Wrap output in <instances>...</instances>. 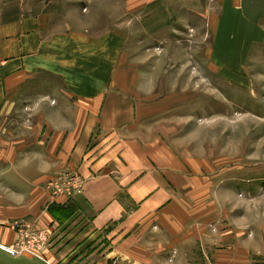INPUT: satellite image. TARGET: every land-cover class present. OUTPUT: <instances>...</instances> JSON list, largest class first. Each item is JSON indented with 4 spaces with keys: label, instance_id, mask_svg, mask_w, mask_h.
Returning <instances> with one entry per match:
<instances>
[{
    "label": "crops",
    "instance_id": "obj_1",
    "mask_svg": "<svg viewBox=\"0 0 264 264\" xmlns=\"http://www.w3.org/2000/svg\"><path fill=\"white\" fill-rule=\"evenodd\" d=\"M205 1L217 58L264 43V0ZM124 44L43 15L0 23V246L26 221L47 231L50 264H264L259 199L212 232L200 166L142 132ZM67 176L79 193L57 191Z\"/></svg>",
    "mask_w": 264,
    "mask_h": 264
},
{
    "label": "rangeland",
    "instance_id": "obj_2",
    "mask_svg": "<svg viewBox=\"0 0 264 264\" xmlns=\"http://www.w3.org/2000/svg\"><path fill=\"white\" fill-rule=\"evenodd\" d=\"M214 14L205 0H0V23L43 15L62 31L121 34V74L131 78L141 130L200 166L196 176L210 181L204 200L211 231L219 214L254 198L263 232L264 43L242 59L217 58L207 19ZM0 264L50 263L41 254L13 257L0 250Z\"/></svg>",
    "mask_w": 264,
    "mask_h": 264
},
{
    "label": "built area",
    "instance_id": "obj_3",
    "mask_svg": "<svg viewBox=\"0 0 264 264\" xmlns=\"http://www.w3.org/2000/svg\"><path fill=\"white\" fill-rule=\"evenodd\" d=\"M57 191L59 193L74 191L76 193L80 192L79 180L74 176H67L64 183L58 186ZM13 228L17 230L18 236L16 241L11 247L0 246V250L4 251L6 254L19 257L25 255L39 256L43 252L49 242V235L46 230H29L27 225L17 224L13 225ZM39 258H42L41 256Z\"/></svg>",
    "mask_w": 264,
    "mask_h": 264
}]
</instances>
